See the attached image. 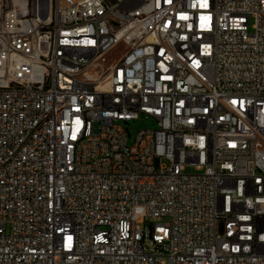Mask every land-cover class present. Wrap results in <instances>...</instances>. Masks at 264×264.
I'll return each mask as SVG.
<instances>
[{
    "label": "built area",
    "instance_id": "built-area-1",
    "mask_svg": "<svg viewBox=\"0 0 264 264\" xmlns=\"http://www.w3.org/2000/svg\"><path fill=\"white\" fill-rule=\"evenodd\" d=\"M0 264H264V0H0Z\"/></svg>",
    "mask_w": 264,
    "mask_h": 264
},
{
    "label": "rangeland",
    "instance_id": "rangeland-1",
    "mask_svg": "<svg viewBox=\"0 0 264 264\" xmlns=\"http://www.w3.org/2000/svg\"><path fill=\"white\" fill-rule=\"evenodd\" d=\"M156 126L155 122L151 121L149 118L147 117H139L138 119L135 120H130L128 121V124L123 125V127H127L130 136L127 137V144L131 145L134 137L136 135V132L140 129H144V128H154ZM164 163H167L166 161H163ZM187 172H191L192 168L191 167H187L186 168ZM5 230L7 231V226L5 227Z\"/></svg>",
    "mask_w": 264,
    "mask_h": 264
}]
</instances>
